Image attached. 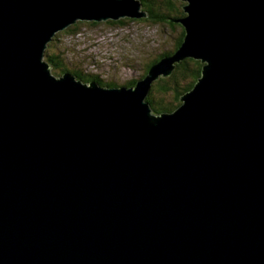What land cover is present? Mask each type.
I'll list each match as a JSON object with an SVG mask.
<instances>
[{
  "label": "water",
  "instance_id": "95a60500",
  "mask_svg": "<svg viewBox=\"0 0 264 264\" xmlns=\"http://www.w3.org/2000/svg\"><path fill=\"white\" fill-rule=\"evenodd\" d=\"M179 1L180 48L107 88L45 51L140 1L0 0V264H264V0ZM187 58L201 77L154 114Z\"/></svg>",
  "mask_w": 264,
  "mask_h": 264
},
{
  "label": "rangeland",
  "instance_id": "374dc122",
  "mask_svg": "<svg viewBox=\"0 0 264 264\" xmlns=\"http://www.w3.org/2000/svg\"><path fill=\"white\" fill-rule=\"evenodd\" d=\"M75 27L77 32L68 28L55 33L53 39L56 41L49 42L46 50L50 53L59 50L68 68L97 75L103 84L118 85L114 87H124L132 80L138 82L146 64L170 52L181 33L179 27L173 30L169 25L144 20H125L123 24H79ZM170 99L171 96L167 98Z\"/></svg>",
  "mask_w": 264,
  "mask_h": 264
},
{
  "label": "trees",
  "instance_id": "16d2710c",
  "mask_svg": "<svg viewBox=\"0 0 264 264\" xmlns=\"http://www.w3.org/2000/svg\"><path fill=\"white\" fill-rule=\"evenodd\" d=\"M141 2L143 6V10L148 13L147 18L141 19H125V20H144L146 22L152 23H163L165 25H169L176 30V27L181 28V33L178 37L177 43L175 47L170 52H165L159 57L151 60L146 64L145 72L141 77L144 78L150 72L151 67L158 61H160L163 57L173 55L183 44L185 38V28L177 23L176 21L185 17L184 5L185 3L179 0H138ZM125 20L120 21H108L110 24H123ZM173 20V21H172ZM77 24V23H76ZM75 24V25H76ZM92 24L97 25V23L92 22ZM75 25L69 27L70 31L77 32ZM74 28V29H71ZM68 29V28H67ZM66 29V30H67ZM68 30V31H69ZM67 31V33H68ZM60 34H58L57 38H60ZM55 42L56 40L53 39ZM52 41V43H53ZM51 45V44H50ZM45 61L49 64L51 71L58 75H63L65 73H72L77 77L78 80H81L84 84H91L93 82L99 83L102 87H114L118 86L117 84H103L100 77L94 74L84 73L80 70H75L68 68L66 66L65 58H63V54L60 51H56L54 53H50V51H45ZM203 63L199 60H194L191 58H187L183 60L180 64H176V69L173 73L167 78H161L153 83L150 94L148 95L146 101L150 104L153 109L154 114L159 115L163 113H170L176 110L180 105V98L187 94L189 91L193 89L196 85V82L201 77L202 74ZM137 81L132 80L129 81L124 87H133ZM171 96L170 100L167 98Z\"/></svg>",
  "mask_w": 264,
  "mask_h": 264
},
{
  "label": "bare ground",
  "instance_id": "6f19581e",
  "mask_svg": "<svg viewBox=\"0 0 264 264\" xmlns=\"http://www.w3.org/2000/svg\"><path fill=\"white\" fill-rule=\"evenodd\" d=\"M147 14H148V13H147ZM52 40H53V38H52ZM52 40H51V41H52ZM51 41H50V42H51ZM199 61H200V60H199ZM203 65H204V64H203ZM101 87H102V86H101Z\"/></svg>",
  "mask_w": 264,
  "mask_h": 264
}]
</instances>
